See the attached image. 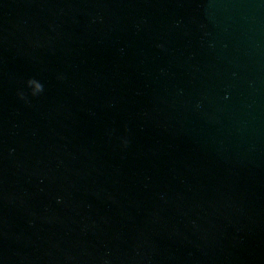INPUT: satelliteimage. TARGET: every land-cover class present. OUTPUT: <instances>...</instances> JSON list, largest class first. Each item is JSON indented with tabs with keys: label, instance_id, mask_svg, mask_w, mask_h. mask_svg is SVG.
Wrapping results in <instances>:
<instances>
[{
	"label": "water",
	"instance_id": "obj_1",
	"mask_svg": "<svg viewBox=\"0 0 264 264\" xmlns=\"http://www.w3.org/2000/svg\"><path fill=\"white\" fill-rule=\"evenodd\" d=\"M0 264H264V0H0Z\"/></svg>",
	"mask_w": 264,
	"mask_h": 264
},
{
	"label": "clouds",
	"instance_id": "obj_2",
	"mask_svg": "<svg viewBox=\"0 0 264 264\" xmlns=\"http://www.w3.org/2000/svg\"><path fill=\"white\" fill-rule=\"evenodd\" d=\"M33 94H35V93H33Z\"/></svg>",
	"mask_w": 264,
	"mask_h": 264
}]
</instances>
